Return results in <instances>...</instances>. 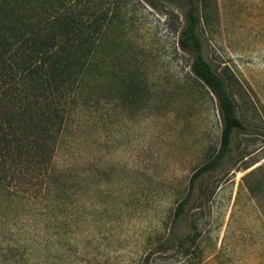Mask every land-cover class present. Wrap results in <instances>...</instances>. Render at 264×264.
I'll return each mask as SVG.
<instances>
[{
  "label": "rangeland",
  "instance_id": "1",
  "mask_svg": "<svg viewBox=\"0 0 264 264\" xmlns=\"http://www.w3.org/2000/svg\"><path fill=\"white\" fill-rule=\"evenodd\" d=\"M77 1L105 19L49 175L29 184L0 142V264H264V0H195L200 53L244 129L178 219L221 129L177 42L188 0Z\"/></svg>",
  "mask_w": 264,
  "mask_h": 264
},
{
  "label": "trees",
  "instance_id": "2",
  "mask_svg": "<svg viewBox=\"0 0 264 264\" xmlns=\"http://www.w3.org/2000/svg\"><path fill=\"white\" fill-rule=\"evenodd\" d=\"M78 2L0 0V111L7 115L1 123L0 142L24 154L29 184L43 180L51 171L64 114L86 80L92 37L103 28L105 15L89 22L83 17L87 8L78 7ZM184 16L177 42L194 53L190 70L214 95L221 129L217 153L191 176L188 192L175 208V219L184 214L196 178L221 162L230 150L232 133L244 129L224 79L200 53L195 0H188Z\"/></svg>",
  "mask_w": 264,
  "mask_h": 264
}]
</instances>
